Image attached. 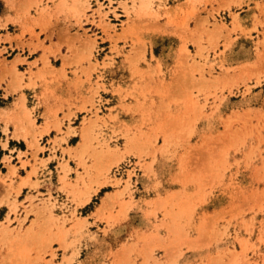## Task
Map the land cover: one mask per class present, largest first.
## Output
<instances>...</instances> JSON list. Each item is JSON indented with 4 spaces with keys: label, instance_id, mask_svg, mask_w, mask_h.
I'll return each instance as SVG.
<instances>
[{
    "label": "rangeland",
    "instance_id": "rangeland-1",
    "mask_svg": "<svg viewBox=\"0 0 264 264\" xmlns=\"http://www.w3.org/2000/svg\"><path fill=\"white\" fill-rule=\"evenodd\" d=\"M5 7L69 26L0 61L30 137L0 149V264H264V0Z\"/></svg>",
    "mask_w": 264,
    "mask_h": 264
},
{
    "label": "crops",
    "instance_id": "crops-1",
    "mask_svg": "<svg viewBox=\"0 0 264 264\" xmlns=\"http://www.w3.org/2000/svg\"><path fill=\"white\" fill-rule=\"evenodd\" d=\"M15 17L16 14L7 10L6 7L5 11L3 10V12H0V23L2 22L4 25L7 24L3 27L0 26V51H2L0 61L3 59L7 60V69L17 67L19 71L27 72L32 68L31 63L38 58L34 57V53L41 52L39 50L32 54V47L28 46L29 43H36V40L33 41L31 38V30H34L36 33H41V40H46L45 44L49 45L50 41L47 39V36L50 31L42 33V28L49 26L54 29L53 40L56 42L59 38L60 29L69 25L68 22H66V25L63 27V23L58 22L56 18H53L50 22V17L48 15H45L44 17H39V15L35 16V19H31L26 23H24V21L13 22L9 20L16 19ZM22 59H25V61L20 62ZM4 73L5 71L0 69V79L4 77ZM8 80L10 79L8 78ZM8 80L0 84V149L4 152L1 156L2 161L4 156H11V152L14 154L12 155L14 159L18 158L19 153H24V150H28L30 141V137L27 139L24 137H17V135L21 133V122L18 121V119L22 118L21 105L25 100H22L20 96H16L14 92L11 91V88H8ZM25 82L27 83L26 80ZM25 95L26 102H24V104L26 103V106L29 109H32L35 105L37 106L39 104L36 100H30L32 95L31 93H28L27 90L25 91ZM9 118H11L13 122L10 121L8 124L6 123V120ZM4 145L7 146L5 147ZM52 155L53 153L49 154V156ZM17 165L21 167V162L18 161ZM3 167H5L6 170L3 171L2 174L6 175L8 173L6 168L7 165L4 164ZM29 171V167H27L26 170H19L22 177H26V173ZM16 182L19 183V179H17ZM26 190L27 188L23 189L22 196L25 195Z\"/></svg>",
    "mask_w": 264,
    "mask_h": 264
},
{
    "label": "bare ground",
    "instance_id": "bare-ground-1",
    "mask_svg": "<svg viewBox=\"0 0 264 264\" xmlns=\"http://www.w3.org/2000/svg\"><path fill=\"white\" fill-rule=\"evenodd\" d=\"M90 199H91V198H90ZM90 199H89V200H90Z\"/></svg>",
    "mask_w": 264,
    "mask_h": 264
}]
</instances>
